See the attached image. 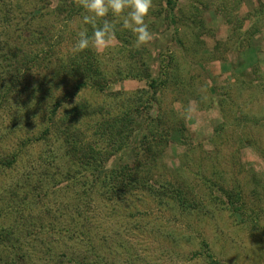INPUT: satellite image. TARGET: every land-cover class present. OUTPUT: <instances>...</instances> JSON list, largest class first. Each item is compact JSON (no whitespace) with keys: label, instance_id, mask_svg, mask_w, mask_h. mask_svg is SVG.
<instances>
[{"label":"rangeland","instance_id":"374dc122","mask_svg":"<svg viewBox=\"0 0 264 264\" xmlns=\"http://www.w3.org/2000/svg\"><path fill=\"white\" fill-rule=\"evenodd\" d=\"M62 2L0 0V82L14 53L30 58L58 43V61L73 49L77 33L88 27L79 5L61 15ZM117 31L134 37L119 24ZM150 31L149 43L137 46L134 37L132 48L115 36L98 53L114 82L107 94L85 90L80 96L116 107L148 88L146 80L131 77L134 53L146 50L152 77L166 81L154 110L173 128L174 141L153 183L185 189L191 206L160 201L148 190L116 200L80 194L83 189L58 179L76 165L61 139L43 135L46 110L16 116L7 96L0 108V162L15 150L20 156L11 168L0 167V222L17 220L16 210L3 209L12 200L2 193L16 187L29 198V227L20 233H32L26 248L32 264H264V0H153ZM42 57L46 66L51 56ZM22 70L11 75L24 76V85L43 69ZM34 136L44 138L20 147ZM117 163L114 157L108 166ZM42 175L50 181L46 196L33 191ZM32 221L44 229L31 227ZM78 223H84L85 240L71 232ZM47 243L62 263L43 262Z\"/></svg>","mask_w":264,"mask_h":264},{"label":"trees","instance_id":"16d2710c","mask_svg":"<svg viewBox=\"0 0 264 264\" xmlns=\"http://www.w3.org/2000/svg\"><path fill=\"white\" fill-rule=\"evenodd\" d=\"M62 1L59 9L61 15L65 13L72 15L76 5H79V0ZM169 1L172 2V0H167V2ZM79 8L83 10L80 5L78 10ZM87 27L86 31L91 36L93 27L91 24H87ZM121 32L124 31L121 30ZM121 32L116 31L115 36L122 46L131 44L134 37L131 39L128 36H122ZM77 39L78 35L75 42ZM57 46L58 43L50 46L49 50H44L45 54L41 52L32 54L30 58H27L29 56L27 53H14L15 60L9 64L10 70L6 73V80L0 82V88H2V91L0 90V94H2L0 108L3 107L8 96L5 104H10L11 101L16 104V116L22 115L25 110V113L32 112V117H34L38 112L46 110L47 122L43 127V135L46 138L56 136L58 140L61 139L68 148V158L76 165L70 167L66 173L62 172V175L58 176L59 181L67 180V185L71 188L83 189L80 192L82 195L96 193L103 196L106 194L109 199L116 200L148 190L160 201L167 200L168 197L179 204L185 202V206L187 203L188 206H191L185 189L172 185L171 181L164 183L158 180V188L153 183L156 169L168 146L174 141H172L171 134L173 128L154 110L158 103L160 88L166 85V81L152 77L147 59L149 53L146 50L134 53L136 57L135 55L133 57L134 68L131 74L133 78L146 80L148 88L130 93L129 96L124 97L121 104L115 107L112 102H94L86 96H80L81 92L85 90L107 94L108 87L115 80L100 62L99 52H96L92 46L82 52L74 51L73 47L65 57L63 56L62 60L57 61L54 60ZM130 46L132 48L134 44L129 45V48ZM130 51L132 52L133 49ZM48 54L51 56V60L44 66L40 58ZM27 59L28 62H21ZM23 67L27 70H32V68L36 70L42 68L43 70L38 74L39 79L21 85L24 76L16 80L11 74L21 71ZM2 75L4 74L2 73ZM59 87L64 90L61 95L56 94ZM66 102L72 104L67 105ZM175 132L179 133L180 131L178 129L173 133ZM38 137L23 138L25 140L20 147L24 144L29 145L28 140L37 141ZM19 156L20 152L15 150L12 154L1 159L0 167L11 168L19 160ZM114 157H117L119 163L109 168L108 163ZM44 177L45 175H42L43 179L34 183L33 191L41 193L44 190L46 196L47 189L45 188L50 181H45ZM27 179L29 180L30 176ZM10 189L2 192L4 197L8 196V199L12 200L3 209L16 210L17 220L8 225L0 222V246L8 247V250L0 252V264H32V258L29 257L31 253L26 250L27 242H29L28 236L32 233H20L23 226L29 227L30 220L28 219L30 218L26 213L29 198H21L16 187ZM37 198L40 199L37 200V204H39L41 197ZM82 224L84 223H78L80 227L72 229L71 232L81 236ZM31 227L38 228V230L44 229V225L38 226L34 221H32ZM66 230L69 231L70 228L68 227ZM85 237L81 236L79 239L85 240ZM49 244H46L47 248L44 253L42 252L40 258L43 262L62 263L60 259L56 260L60 257L58 254L50 253ZM208 257L210 258L212 255H208ZM81 260L86 261L85 258Z\"/></svg>","mask_w":264,"mask_h":264},{"label":"clouds","instance_id":"9594fccd","mask_svg":"<svg viewBox=\"0 0 264 264\" xmlns=\"http://www.w3.org/2000/svg\"><path fill=\"white\" fill-rule=\"evenodd\" d=\"M79 5L84 10L83 23L91 24L93 32L91 36L83 29L77 33L76 52L90 46L97 52L106 48L115 37L117 24L132 32L137 46L153 38L150 31L153 0H79Z\"/></svg>","mask_w":264,"mask_h":264}]
</instances>
